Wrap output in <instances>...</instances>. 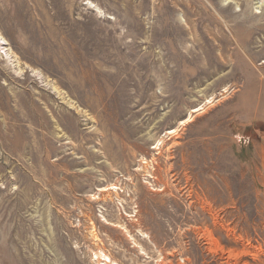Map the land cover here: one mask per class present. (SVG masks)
Listing matches in <instances>:
<instances>
[{"label":"rangeland","instance_id":"obj_1","mask_svg":"<svg viewBox=\"0 0 264 264\" xmlns=\"http://www.w3.org/2000/svg\"><path fill=\"white\" fill-rule=\"evenodd\" d=\"M0 36V264H264V0H0Z\"/></svg>","mask_w":264,"mask_h":264},{"label":"bare ground","instance_id":"obj_2","mask_svg":"<svg viewBox=\"0 0 264 264\" xmlns=\"http://www.w3.org/2000/svg\"><path fill=\"white\" fill-rule=\"evenodd\" d=\"M0 44L2 46L1 49H2L3 54L5 55V57H7L8 59H10L11 51H9V49L6 48V42H5V40H3V38L1 36H0ZM211 102H212V99L210 101H208L207 104H212ZM202 110H203L202 108H199L198 107V108L192 110L191 113L192 114H196V113H199ZM192 117H193V115H190L189 117H187V119H185V121L182 123V125H184L185 123H187L188 121H190L192 119ZM172 132H174V131H172ZM172 132H170V133H172ZM115 188H112L110 190H114L115 191ZM114 193L117 195V192L116 191ZM95 256H96L95 259H101V262L103 264H112L113 263L110 258H108L106 255H104L102 253H100V255H95ZM113 264H116V263H113Z\"/></svg>","mask_w":264,"mask_h":264},{"label":"crops","instance_id":"obj_3","mask_svg":"<svg viewBox=\"0 0 264 264\" xmlns=\"http://www.w3.org/2000/svg\"><path fill=\"white\" fill-rule=\"evenodd\" d=\"M258 137L260 138L259 140H261L262 147L264 148V133L258 135ZM259 145H261V144H259L258 141L253 142V146H254L255 148H258Z\"/></svg>","mask_w":264,"mask_h":264}]
</instances>
